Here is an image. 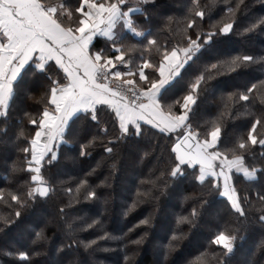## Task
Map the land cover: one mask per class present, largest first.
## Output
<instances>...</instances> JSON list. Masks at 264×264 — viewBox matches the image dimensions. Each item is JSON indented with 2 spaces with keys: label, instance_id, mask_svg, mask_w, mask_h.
Listing matches in <instances>:
<instances>
[{
  "label": "snow or ice",
  "instance_id": "6c2138e0",
  "mask_svg": "<svg viewBox=\"0 0 264 264\" xmlns=\"http://www.w3.org/2000/svg\"><path fill=\"white\" fill-rule=\"evenodd\" d=\"M217 4L221 7L214 11ZM156 7L157 0H0V144L18 149L21 166L13 162L12 169L28 177L17 190L0 189V200L12 209L0 215V221L5 227L18 225L38 202H52L53 217L66 220L82 203L104 199L103 189L112 187L121 158L143 162L158 152L160 161L166 150L169 160L160 172L164 182L158 177L147 182V190L138 189L124 215L146 200H159L191 172L197 188L184 198L193 206L177 222L193 225L215 196L225 197L235 221L216 223L209 243L220 250V264H229L248 228L260 230L257 250L264 248V111L252 110L264 109V78L252 71L259 65L264 77V49L235 54L226 49L233 36L264 32V15L248 17L246 0L234 6L230 0H187L180 19L169 16L164 28H155ZM173 23L182 25L179 37ZM98 36L107 38L104 47L98 46ZM137 37L141 39L132 43ZM231 76L241 78V83L222 93L225 111L201 131L193 123L201 100L223 77ZM17 99L39 103L37 114L21 110L20 128L13 132ZM237 105L249 106L236 115L250 119L230 140L223 117L235 119ZM146 139L149 147L143 143ZM97 148L102 149L99 159L85 169ZM106 163L107 175L96 182ZM236 173L250 182L248 190L238 187ZM144 184L141 181V187ZM58 192L66 199L56 203ZM153 220L149 214L128 232L149 229ZM97 227L102 234L85 242L68 223L69 242L63 247L83 243L90 248L122 238L108 232L100 216L78 230ZM34 235L33 244L47 239L43 228ZM147 235L145 231L131 243L139 244ZM179 239L173 233L169 247ZM7 255L31 264V256L40 253L17 249Z\"/></svg>",
  "mask_w": 264,
  "mask_h": 264
},
{
  "label": "trees",
  "instance_id": "16d2710c",
  "mask_svg": "<svg viewBox=\"0 0 264 264\" xmlns=\"http://www.w3.org/2000/svg\"><path fill=\"white\" fill-rule=\"evenodd\" d=\"M211 0H201V4H210ZM235 5L238 0H230ZM187 0H157V13L155 28H164V21L167 17L172 16L175 20L183 16V10ZM248 6V17H259L264 15V2L262 0H246ZM221 5L217 4L214 11H218ZM213 19H219V16H213ZM247 18L242 19V26H246ZM182 25L172 24L176 37H179V29ZM154 28V30H155ZM167 37L168 33L162 34ZM107 38L98 37L99 47H104ZM141 38L137 37L132 40L136 43ZM264 49V32H255L246 36H233L227 46V51L231 53L239 52H256L260 53ZM253 73L260 77L261 68L259 65L254 66ZM241 78L236 76L223 77L220 86L213 92L205 94L193 118L194 126L200 125L201 131L204 130L206 122L211 123L216 120L221 112L225 111L223 102L220 97L222 93L233 91L235 86H239ZM40 95L39 92L36 93ZM39 101H24L17 99L12 107V124L13 132L20 128L19 116L21 110H27L30 113L37 114V105ZM249 106L237 105L233 109V114L244 113ZM259 114L264 111L257 106L252 109ZM250 119L248 116L236 115L233 119L229 116L223 117V123L227 125L228 136L231 140L232 135L237 131H244L245 124ZM152 133L150 132L149 135ZM167 136L168 134H164ZM174 138V134H173ZM15 139L10 136L9 140ZM145 147H149L150 141L147 139L143 142ZM161 144H167V141L161 140ZM70 147V146H69ZM74 151V149H72ZM257 151H259L257 149ZM102 149L97 148L93 158L88 159L83 165L85 169L95 163L99 159ZM154 153L151 157L146 158L143 162L135 158L127 156L121 158L119 162L120 172L117 175L110 189H103L104 199L94 203H82L77 209L70 213L66 220H60L53 217L55 206L52 202L48 204L36 203L26 212L25 219L16 226L5 227L0 221V227H4V232L0 233V264H24L18 256L7 255L8 252H15L17 249L29 250L30 253L39 252V256H31V264H220V250L209 243L211 232L214 225L222 222L223 219L235 221V217L228 212L225 203L226 198L223 196H215L211 205L205 210L202 219L193 221V225L187 223H178L181 216L188 214L193 206L191 199H185L188 194L193 193L198 182H194L191 172L185 180L174 182V186L170 187L167 194L159 197V200H146L140 204L133 212L127 216L124 215L131 199L135 198L136 192L145 191L151 187L148 181H156L163 183L165 178L160 177V172L167 167L169 160L167 151L157 161ZM259 157H257L258 162ZM13 162L17 167L21 166V157L18 149L14 148L11 143L0 144V189L5 191L17 190L23 180H27V176H23L19 172L12 169ZM69 169L72 165H68ZM107 175V163L105 167L98 172L99 179H103ZM234 179L237 180L238 187L248 190L251 187L247 178L242 173H236ZM141 181L145 184L141 187ZM158 194V193H157ZM66 197L62 192H58L54 200L56 203L65 200ZM107 201L106 203L104 201ZM12 209L0 200V215H8ZM152 214L154 216L153 226L149 229L136 228L132 232H128L138 220ZM255 213H252L254 216ZM100 216L104 228L116 237H122L117 240H109L99 242L90 248H85L83 243L71 248L63 247L68 243L67 224L73 223L77 229L76 236L80 241H88L94 239L96 235L102 234L99 227L88 231H79L78 229L84 222H90V218ZM250 216V219L252 218ZM74 217H82V220H75ZM45 230L47 239L45 241H36L35 232L40 229ZM147 231L148 235L144 237L139 244H133L138 237ZM173 233L180 237L179 240L173 241L169 247ZM244 239L238 241V250L231 257L229 264H264V248L257 250V246L262 239V233L258 228H248L242 231ZM255 253V255H253ZM128 257L125 260V257Z\"/></svg>",
  "mask_w": 264,
  "mask_h": 264
},
{
  "label": "crops",
  "instance_id": "0c3cea01",
  "mask_svg": "<svg viewBox=\"0 0 264 264\" xmlns=\"http://www.w3.org/2000/svg\"><path fill=\"white\" fill-rule=\"evenodd\" d=\"M98 37H101V36H98ZM98 37H97V38H98ZM104 38H105V37H104Z\"/></svg>",
  "mask_w": 264,
  "mask_h": 264
}]
</instances>
